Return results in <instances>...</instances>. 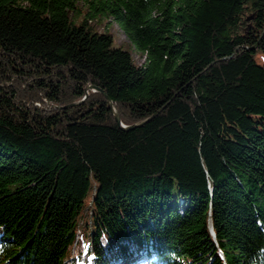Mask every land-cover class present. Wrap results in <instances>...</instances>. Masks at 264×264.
<instances>
[{"label":"trees","instance_id":"16d2710c","mask_svg":"<svg viewBox=\"0 0 264 264\" xmlns=\"http://www.w3.org/2000/svg\"><path fill=\"white\" fill-rule=\"evenodd\" d=\"M82 261L264 264V0H0V264Z\"/></svg>","mask_w":264,"mask_h":264},{"label":"rangeland","instance_id":"374dc122","mask_svg":"<svg viewBox=\"0 0 264 264\" xmlns=\"http://www.w3.org/2000/svg\"><path fill=\"white\" fill-rule=\"evenodd\" d=\"M80 7L85 11V7L83 4H80ZM70 17H73V14L70 13ZM82 19H78L76 20L77 23H79ZM93 28L99 32L102 33L105 30V27H108L109 32L113 35L114 37V47H119L122 48L126 51H129L134 59V62L137 65H142L145 61V56L142 55L141 53H139L134 45L130 42V40L127 38V36L125 35V33L120 29V27L114 23V22H109L107 23L106 20H102V22H95L92 23ZM84 226V223H82L81 227ZM87 261V259L85 260V262ZM82 264L83 263L82 261Z\"/></svg>","mask_w":264,"mask_h":264},{"label":"water","instance_id":"95a60500","mask_svg":"<svg viewBox=\"0 0 264 264\" xmlns=\"http://www.w3.org/2000/svg\"><path fill=\"white\" fill-rule=\"evenodd\" d=\"M89 90H96L94 87H88V89H87V93H88V91ZM101 94H104L102 91H100V90H98ZM106 97V96H105ZM106 99H107V101H108V103H109V106H110V110H111V112H112V115L115 117V120H116V122L118 123V125L121 127V128H123V129H126L123 125H122V123H121V119H120V116H119V114L115 111V109H114V106H113V103H112V101L108 98V97H106ZM83 102V101H82ZM82 102H80V103H77V104H75L74 106H79Z\"/></svg>","mask_w":264,"mask_h":264}]
</instances>
